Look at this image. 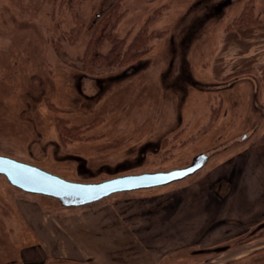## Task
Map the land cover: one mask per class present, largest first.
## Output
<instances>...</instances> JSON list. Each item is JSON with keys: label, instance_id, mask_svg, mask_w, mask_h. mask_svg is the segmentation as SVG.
Masks as SVG:
<instances>
[{"label": "rangeland", "instance_id": "rangeland-1", "mask_svg": "<svg viewBox=\"0 0 264 264\" xmlns=\"http://www.w3.org/2000/svg\"><path fill=\"white\" fill-rule=\"evenodd\" d=\"M61 1L0 0V154L85 184L189 171L70 208L0 175V264H99L112 246L111 228L131 226L134 236L123 245L132 246L139 219L127 216L145 212L158 219L164 212H157L182 195L192 209L181 219L182 235L169 244L172 252L160 258L144 248V259L218 264L210 262L222 256L218 248L230 252L246 236L232 233L218 242L213 232L234 223L232 200L215 206L231 193L243 155L255 152L260 160L252 174L264 191V76L248 69L224 76L229 66L249 65L248 28L264 24V0L253 3L262 22L249 26L234 25L248 0H85L78 7ZM117 2L126 11L112 37L132 38L155 15L147 24L155 32L152 47L127 66L86 71L82 57L95 17ZM113 38L105 37L98 50L107 53ZM56 116L71 126L103 120L85 131L86 139L65 146ZM200 154L208 159L195 167ZM181 244L189 246L178 249ZM235 264H264V251Z\"/></svg>", "mask_w": 264, "mask_h": 264}, {"label": "crops", "instance_id": "crops-1", "mask_svg": "<svg viewBox=\"0 0 264 264\" xmlns=\"http://www.w3.org/2000/svg\"><path fill=\"white\" fill-rule=\"evenodd\" d=\"M248 29H252L250 32L251 37H249L247 41V61L249 65H244L243 67V64L240 62L239 67L235 70L233 67L229 66L230 69H226L227 71H225L224 76L230 74V72H240L246 69H248V73L250 74L256 71L264 76V24L252 26ZM253 153L249 154V158H246L243 155L242 158L238 160V168L233 170L235 185L233 186L231 193H229L228 196L226 195L223 197V201L218 202L216 205L217 207L215 206V210H220L223 205L227 204V200H232L231 203L235 208L233 215L234 223L213 230V232H218V234H216L218 242H222L229 238L232 233H234V236H246L239 240L238 244L234 246L233 250L230 252L226 251V246L218 248L219 253H223H221L222 256H219L216 260L210 259V262L215 261L216 263L221 264L224 261L227 262L234 260L245 263L251 255H256L261 250L264 251V191L258 186L260 179L252 174L255 172V170H253L254 165L260 164V160L254 159L255 155H253ZM170 201L171 202L167 207L157 212H164L162 217H159L158 219H147L144 215L149 213L145 212H136V214H129V216H127L130 220L139 219L136 224H132L136 225L137 232H140V234L136 235V242H134L132 246H129L128 244L127 246L123 245V243L130 240V236H134L133 233L129 232L131 231V226L123 224L117 229L111 228L109 233L112 240V246L110 247V250H106L105 248L104 260L99 264H151L152 260L148 261L146 258L144 259V248H147L150 253L153 255L155 254V256L160 254V258H164L168 252H172L173 249H170L171 246H169V244L174 241L177 242V238L182 235L181 229L184 228V221L181 219H184L185 214L187 215L190 213L192 207L188 201H185L183 195L180 196V198L174 197ZM254 204L256 207H252ZM194 211L196 215L204 216L202 211H199L198 209ZM148 212H150V210H148ZM217 217L218 216L215 218L216 220ZM258 228L261 229L259 230ZM145 231H147V233H145ZM116 236H120V238L117 240L115 239ZM120 239L123 242L119 247L117 243ZM187 246H189V244L176 245V247L181 250L185 249ZM207 246L211 247L213 245L211 243L207 244ZM116 247L117 249H115ZM119 252L124 254L122 256L120 255V258L117 256V253ZM130 253L131 255L129 256ZM139 257L140 259H138ZM26 263L29 264L32 262Z\"/></svg>", "mask_w": 264, "mask_h": 264}, {"label": "trees", "instance_id": "trees-1", "mask_svg": "<svg viewBox=\"0 0 264 264\" xmlns=\"http://www.w3.org/2000/svg\"><path fill=\"white\" fill-rule=\"evenodd\" d=\"M85 0H62V3H70L73 7L80 6ZM254 0H248L244 6V10L234 19L235 26L243 25H254L262 22V19L255 15L254 13ZM120 2L115 3L110 8H108L104 13H97L95 23L92 28V33L89 38L88 44L86 45L84 55L82 57V68L86 71H93L95 67L104 66H127L132 62H135L140 57L144 56L149 49L152 47V40L154 38L155 32L148 31L147 24L154 19L151 16L147 23L139 29V31L130 39L128 37L123 38H113L111 30L114 28L115 24L120 20L125 14ZM78 23V29H82L83 21L82 17L78 14H74ZM105 37L113 38V43L111 48L107 53H101L98 50V46ZM245 71V70H244ZM244 71L236 72L225 77L229 79L231 76L244 73ZM54 109L60 111V109L54 105L53 102H49ZM51 107V106H50ZM62 117L56 116V126L59 135L60 142L63 145H68L69 142L78 139H86L87 136L85 131L92 128L94 125L103 120V117H96L90 122H85L77 125H68L62 121ZM196 167V166H195ZM187 172L189 169H185ZM186 172V173H187ZM43 196L52 197L58 199L62 206L65 207H76L85 206L91 203H96L98 200L89 202H78L77 200L65 199L63 197H57L49 194H43ZM100 201V200H99ZM225 264H235V261H229Z\"/></svg>", "mask_w": 264, "mask_h": 264}, {"label": "water", "instance_id": "water-1", "mask_svg": "<svg viewBox=\"0 0 264 264\" xmlns=\"http://www.w3.org/2000/svg\"><path fill=\"white\" fill-rule=\"evenodd\" d=\"M207 159L208 156L200 154L196 158L195 166L204 165ZM186 172L185 169L173 172H146L85 184L65 179L41 167L0 154V175H4L11 184L27 192L59 196L67 200H77V203L95 201L115 192L166 183Z\"/></svg>", "mask_w": 264, "mask_h": 264}]
</instances>
